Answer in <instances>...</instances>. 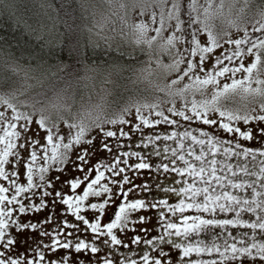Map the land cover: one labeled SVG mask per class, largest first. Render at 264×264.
Returning a JSON list of instances; mask_svg holds the SVG:
<instances>
[{"label": "snow or ice", "instance_id": "1", "mask_svg": "<svg viewBox=\"0 0 264 264\" xmlns=\"http://www.w3.org/2000/svg\"><path fill=\"white\" fill-rule=\"evenodd\" d=\"M118 7L148 95L77 108L0 84V264H264V6Z\"/></svg>", "mask_w": 264, "mask_h": 264}, {"label": "trees", "instance_id": "2", "mask_svg": "<svg viewBox=\"0 0 264 264\" xmlns=\"http://www.w3.org/2000/svg\"><path fill=\"white\" fill-rule=\"evenodd\" d=\"M63 2L64 0H0V20H6L11 25L7 29L6 25L0 24V28L20 37L18 43H0V55L20 62L28 69L33 80L27 91L29 95L39 94L40 98H44L58 87L69 90L83 85L86 90L79 91L77 95L93 96L103 85L109 84L106 74L114 72L122 63H130L121 55L126 53L122 50L111 48L103 56L98 55L106 47L99 44L103 41L97 36L95 29L97 0H72L71 9L61 8ZM69 36L72 39H68ZM97 44L99 47H96ZM49 52L55 53V56L45 55ZM42 55L44 59L40 58ZM138 56L141 65L145 62V55L144 61L139 52ZM99 67L104 70V79L98 76L101 74L97 71ZM60 68L64 71H59ZM97 79L98 83L94 84ZM132 93V90H123L121 96L128 99L134 96Z\"/></svg>", "mask_w": 264, "mask_h": 264}, {"label": "rangeland", "instance_id": "3", "mask_svg": "<svg viewBox=\"0 0 264 264\" xmlns=\"http://www.w3.org/2000/svg\"><path fill=\"white\" fill-rule=\"evenodd\" d=\"M115 3V9L112 7V5L109 3V0H97V7H96V13H95V29L97 32L103 29V31L100 34V40L103 41L99 44L102 46L107 47L103 40V36L108 37H115V39L112 41V49L114 50H122L124 52H128L132 50L131 39L126 37L124 39L120 38L119 30H120V22L117 16L113 15V11H120L121 13L123 10H120L118 5L120 3H124L129 5L128 12L130 15H134L131 9V5L135 2V0H113ZM262 4V5H261ZM251 10L249 12V15H255V13L258 11L260 7L264 5V0H251ZM139 9H136V12H138ZM99 40V41H100ZM139 52V50H137ZM142 54V60H143ZM4 55H0V84H2L4 81H7L12 85V87L20 88L21 90L28 91L33 80L32 76H29L28 69L26 70L25 65L21 64L20 62L14 60V59H6L3 57ZM2 57V58H1ZM6 57V55H5ZM8 60V61H7ZM145 62L148 60L147 55L144 56ZM143 60V61H144ZM143 62L141 65L138 62L136 65L135 63H122V65L117 68L114 72L108 73L107 81L109 84L103 85L102 89H100L99 92L94 94L93 96H78V92L85 91L86 88L83 85H78V88L74 87L73 89L65 90L61 87H58L54 89L53 91L49 92L44 96V98L48 99H55L58 95L64 96L68 98L70 101L74 100L76 103V107H80L83 105L86 108H91L94 105L97 104H105L109 107V109H114L118 105H122L125 103L128 99H125L123 96H121V92L123 90H132L134 96H140L141 95H148L152 89L153 83L162 82V80L159 77V73L157 75H154L150 77L149 79L153 82L150 83L149 79L142 78L139 73L140 70L144 67H146V63ZM167 62V61H166ZM155 66L153 65V68ZM15 68L16 71L13 72L12 69ZM102 67H99L97 71L101 72L100 75H98L101 79H104L105 74L103 75V71L101 70ZM96 71V72H97ZM92 75L90 79H93ZM117 76V77H116ZM99 79L94 80V84H97ZM80 89V90H79ZM9 89L0 87V93L7 91ZM94 92V90H92ZM89 93H91V90H89ZM38 94H34L32 96H37ZM41 96V95H39ZM115 106V107H114ZM171 174L168 176L167 180H165L164 175L162 174H154V173H148L147 177H145V182H155L157 178H159L160 182L162 184H167L172 179ZM153 193L156 195V197L163 198L164 194L160 193L155 188L153 189ZM175 202V201H173ZM30 238V237H29ZM23 239V237H21ZM127 253V250H124Z\"/></svg>", "mask_w": 264, "mask_h": 264}, {"label": "flooded vegetation", "instance_id": "4", "mask_svg": "<svg viewBox=\"0 0 264 264\" xmlns=\"http://www.w3.org/2000/svg\"><path fill=\"white\" fill-rule=\"evenodd\" d=\"M145 151H147V150H145ZM153 184H155V182H152Z\"/></svg>", "mask_w": 264, "mask_h": 264}]
</instances>
